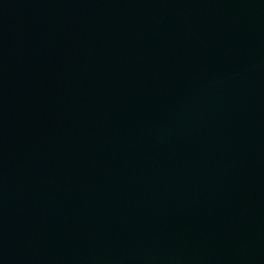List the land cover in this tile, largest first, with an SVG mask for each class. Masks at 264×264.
Returning <instances> with one entry per match:
<instances>
[{
    "label": "water",
    "instance_id": "1",
    "mask_svg": "<svg viewBox=\"0 0 264 264\" xmlns=\"http://www.w3.org/2000/svg\"><path fill=\"white\" fill-rule=\"evenodd\" d=\"M0 264H264V0H0Z\"/></svg>",
    "mask_w": 264,
    "mask_h": 264
}]
</instances>
